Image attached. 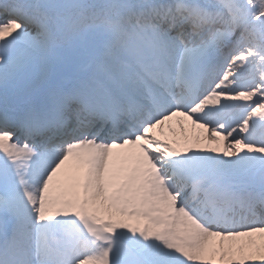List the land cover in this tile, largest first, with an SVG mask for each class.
<instances>
[{"label": "snow or ice", "instance_id": "1", "mask_svg": "<svg viewBox=\"0 0 264 264\" xmlns=\"http://www.w3.org/2000/svg\"><path fill=\"white\" fill-rule=\"evenodd\" d=\"M0 264H264V0H0Z\"/></svg>", "mask_w": 264, "mask_h": 264}]
</instances>
